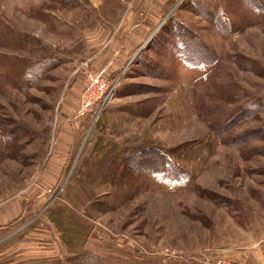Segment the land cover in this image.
<instances>
[{"label": "rangeland", "instance_id": "1", "mask_svg": "<svg viewBox=\"0 0 264 264\" xmlns=\"http://www.w3.org/2000/svg\"><path fill=\"white\" fill-rule=\"evenodd\" d=\"M0 206V264H264V0H0Z\"/></svg>", "mask_w": 264, "mask_h": 264}, {"label": "built area", "instance_id": "2", "mask_svg": "<svg viewBox=\"0 0 264 264\" xmlns=\"http://www.w3.org/2000/svg\"><path fill=\"white\" fill-rule=\"evenodd\" d=\"M115 83L104 77H95L92 80L91 87L87 90L82 99V111L92 106L97 100L107 101L114 95ZM214 264H246L243 261H232L229 259L219 258Z\"/></svg>", "mask_w": 264, "mask_h": 264}, {"label": "crops", "instance_id": "3", "mask_svg": "<svg viewBox=\"0 0 264 264\" xmlns=\"http://www.w3.org/2000/svg\"><path fill=\"white\" fill-rule=\"evenodd\" d=\"M4 206H5V205H4ZM4 206H0V210L5 211ZM6 212H7V211H6ZM3 219H4L3 213L0 212V226H3V225H4ZM8 222H9V221H8Z\"/></svg>", "mask_w": 264, "mask_h": 264}]
</instances>
